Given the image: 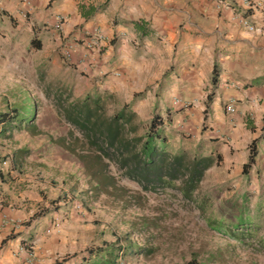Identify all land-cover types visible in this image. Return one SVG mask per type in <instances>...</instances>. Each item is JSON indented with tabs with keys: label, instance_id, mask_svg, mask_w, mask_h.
<instances>
[{
	"label": "crops",
	"instance_id": "crops-1",
	"mask_svg": "<svg viewBox=\"0 0 264 264\" xmlns=\"http://www.w3.org/2000/svg\"><path fill=\"white\" fill-rule=\"evenodd\" d=\"M249 1L256 6L243 0H0V74L14 82L29 68L51 67L74 77L73 97L128 98L136 120L148 111L161 118L170 151L219 155L204 174L216 187L261 195L264 0ZM32 38L39 49H29ZM21 127L1 132L0 126V139ZM252 142L255 156L243 171ZM6 153L0 151V264H90L86 250L109 238L84 222L86 212L74 210L66 193L39 180L37 171L21 172L19 159Z\"/></svg>",
	"mask_w": 264,
	"mask_h": 264
},
{
	"label": "rangeland",
	"instance_id": "rangeland-1",
	"mask_svg": "<svg viewBox=\"0 0 264 264\" xmlns=\"http://www.w3.org/2000/svg\"><path fill=\"white\" fill-rule=\"evenodd\" d=\"M53 72L54 68L36 66L14 82L0 74V111L14 107L24 118L33 119L31 125L15 130L18 144L8 135L1 138L0 151L7 155L10 150L19 159L21 172L37 171L39 180L51 182L67 194L64 199L79 204L87 214L84 222H93L108 243L126 246L116 264H264V194H228L224 186L216 187L203 175L187 201L179 192L181 180L144 188L122 177L111 164L110 185L94 187L82 163L66 150L79 133L57 114L58 100L76 99L71 94L74 77ZM101 97L107 114L128 101L116 95ZM151 113L136 120L138 134L144 133ZM25 130L34 134L30 140ZM22 141L28 146L17 147Z\"/></svg>",
	"mask_w": 264,
	"mask_h": 264
},
{
	"label": "trees",
	"instance_id": "trees-1",
	"mask_svg": "<svg viewBox=\"0 0 264 264\" xmlns=\"http://www.w3.org/2000/svg\"><path fill=\"white\" fill-rule=\"evenodd\" d=\"M29 46L30 50L39 49V41L32 38ZM101 96L98 93L86 94L71 101L58 100L56 104L57 114L80 135L66 150L82 163L84 173L94 183V187L110 185L112 176L108 167L111 164L120 171L122 177L144 188L162 183L170 185L181 180L179 192L184 200H191L205 171L217 164L219 155L214 158L197 155L189 157L184 151L168 152L161 133L162 120L157 114L151 116L144 133L138 134L139 124L129 103L107 114ZM17 110L13 107L11 111L0 112L1 132L18 124L31 125L33 119L24 118ZM253 145L254 142L249 145L243 171L253 162ZM15 151L27 152L19 149ZM212 229L217 228L212 226ZM126 249V246H119L116 242L108 243L94 249L88 248L86 256H92L94 262L90 260V264H116L121 257L119 254L123 255Z\"/></svg>",
	"mask_w": 264,
	"mask_h": 264
},
{
	"label": "built area",
	"instance_id": "built-area-1",
	"mask_svg": "<svg viewBox=\"0 0 264 264\" xmlns=\"http://www.w3.org/2000/svg\"><path fill=\"white\" fill-rule=\"evenodd\" d=\"M244 3L248 6V8L254 7V3L250 2L249 0H243ZM256 6V5H255ZM239 22L241 23L242 26H244L245 28H247L249 31L254 30V27L249 25L247 23V21L245 20V18H240ZM225 111L228 113L233 112V107H232V103L228 104L225 107ZM4 163V162H3ZM73 209L74 210H79L80 209V205L79 204H74L73 205ZM31 245H26V248L30 249ZM30 258V257H29Z\"/></svg>",
	"mask_w": 264,
	"mask_h": 264
},
{
	"label": "clouds",
	"instance_id": "clouds-1",
	"mask_svg": "<svg viewBox=\"0 0 264 264\" xmlns=\"http://www.w3.org/2000/svg\"><path fill=\"white\" fill-rule=\"evenodd\" d=\"M120 258H121V257H119V258L117 259V262H118V260H119ZM117 262H116V263H117Z\"/></svg>",
	"mask_w": 264,
	"mask_h": 264
}]
</instances>
